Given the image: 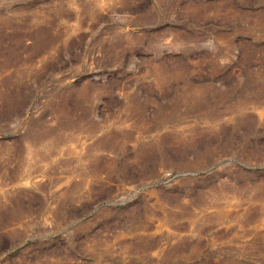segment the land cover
Returning <instances> with one entry per match:
<instances>
[{
  "label": "rangeland",
  "instance_id": "obj_1",
  "mask_svg": "<svg viewBox=\"0 0 264 264\" xmlns=\"http://www.w3.org/2000/svg\"><path fill=\"white\" fill-rule=\"evenodd\" d=\"M0 264H264V0H0Z\"/></svg>",
  "mask_w": 264,
  "mask_h": 264
},
{
  "label": "bare ground",
  "instance_id": "obj_2",
  "mask_svg": "<svg viewBox=\"0 0 264 264\" xmlns=\"http://www.w3.org/2000/svg\"><path fill=\"white\" fill-rule=\"evenodd\" d=\"M221 214H223V213H221Z\"/></svg>",
  "mask_w": 264,
  "mask_h": 264
}]
</instances>
